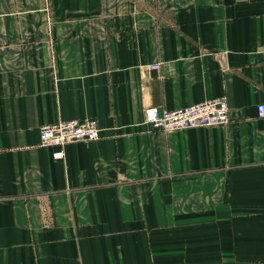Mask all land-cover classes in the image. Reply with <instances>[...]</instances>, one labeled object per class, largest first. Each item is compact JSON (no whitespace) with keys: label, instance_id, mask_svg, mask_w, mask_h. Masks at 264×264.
Here are the masks:
<instances>
[{"label":"crops","instance_id":"obj_1","mask_svg":"<svg viewBox=\"0 0 264 264\" xmlns=\"http://www.w3.org/2000/svg\"><path fill=\"white\" fill-rule=\"evenodd\" d=\"M223 95L225 125L145 122ZM260 103L264 0H0V264H264Z\"/></svg>","mask_w":264,"mask_h":264},{"label":"built area","instance_id":"obj_2","mask_svg":"<svg viewBox=\"0 0 264 264\" xmlns=\"http://www.w3.org/2000/svg\"><path fill=\"white\" fill-rule=\"evenodd\" d=\"M149 70H161L162 64H150ZM230 104L226 95L203 100L176 110L150 107L145 110V122L153 130L173 133L181 130L212 128L230 122ZM259 118H264V103L257 105ZM102 135L96 118H78L47 124L42 128L41 141L44 146L63 148L68 144L98 140ZM63 158L64 152L55 154Z\"/></svg>","mask_w":264,"mask_h":264}]
</instances>
